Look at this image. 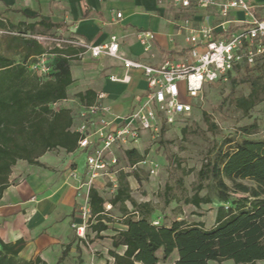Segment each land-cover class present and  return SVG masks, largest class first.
Returning a JSON list of instances; mask_svg holds the SVG:
<instances>
[{
  "label": "trees",
  "instance_id": "trees-1",
  "mask_svg": "<svg viewBox=\"0 0 264 264\" xmlns=\"http://www.w3.org/2000/svg\"><path fill=\"white\" fill-rule=\"evenodd\" d=\"M49 29L56 24L38 20L35 23L17 24L0 18V30L19 34H3L8 39L9 56L0 52V196L8 186L11 167L18 161L40 165L36 160L47 150L61 148L72 152L77 148L78 134L71 129L73 117L70 109L53 108L54 104L66 98V88L71 83L69 59L75 48L56 49V55L48 63L47 75L39 76L29 69L33 57L43 52V47L34 39L20 33H34L36 26ZM2 35V34H1ZM15 55L18 59L15 58ZM239 66L235 70L240 69ZM258 77L243 78L250 85L246 96L235 99V106L246 115L259 100ZM233 80V78H232ZM89 94H79L82 99ZM203 120L210 128L205 112ZM256 125L241 127L239 139L227 136L225 149H217L215 156L206 157L197 170V183L191 195L184 197V204L199 208L212 201L208 190L212 187L220 205L216 207L214 223L206 227L203 222H188L174 219L168 225L153 224V208L147 202H137L131 195L126 177L137 174L120 171L117 187L108 199L112 207L121 214L122 229H114L109 235L110 248L105 264H165L173 251L177 252L175 264H220L232 260L235 264H255L264 260V140L248 138ZM185 132V129H182ZM130 166L140 162L144 154L131 148L124 151ZM250 179L252 186L236 179ZM232 185H228L226 181ZM171 187L165 184L163 195L166 204L170 202ZM201 191H206L201 195ZM241 192L240 197H231L232 192ZM130 203L131 208L128 207ZM227 202L228 205L222 203ZM105 199L91 186L89 226L100 239L102 231L108 229V211L104 209ZM24 240L6 243L0 238V264H38L39 257L23 260L18 253ZM123 248L120 253L119 249ZM160 252V256L158 252Z\"/></svg>",
  "mask_w": 264,
  "mask_h": 264
},
{
  "label": "crops",
  "instance_id": "crops-1",
  "mask_svg": "<svg viewBox=\"0 0 264 264\" xmlns=\"http://www.w3.org/2000/svg\"><path fill=\"white\" fill-rule=\"evenodd\" d=\"M246 1L256 17L264 16V0ZM118 12L121 13L119 18L116 17ZM0 18L13 24L35 23L40 19L49 21L57 26L46 29L37 25L34 33L77 35L93 44L106 43L115 36L119 54L156 66L166 59L188 56L185 19L189 20V27H210L216 36H222L243 27L249 16L240 9H232L223 18L217 6L182 7L172 0H0ZM223 21L226 32L219 27ZM145 29L154 33L148 51L143 50L136 38V33ZM69 63L72 80L66 88V98L51 104V107L70 109L73 117L71 129L77 124L75 115L79 106L92 103L98 93L105 94L102 102L110 106L118 121L133 109L147 90L142 71L125 69L115 57H92L76 50ZM86 91L89 94L80 99L78 95ZM77 150H47L36 159L40 165L18 160L11 167L8 186L0 196V238L6 243L24 240L18 258L29 260L39 257L41 262L38 264H84L88 260L87 246L97 240L88 225L91 217L84 235H78L73 227L84 224L79 211L81 199L76 193L80 182L86 180V164L85 161L80 162ZM129 176L126 177L128 182ZM104 179L98 177L92 187L105 199V205L110 203L103 192L107 190L112 195L114 192ZM109 210L107 216L112 221L114 217ZM119 215L115 219L118 222L121 219ZM118 225L115 229L124 227L120 222ZM108 229L101 234H114V230L109 235L105 233ZM122 251L123 248L119 252ZM92 256L101 261L98 264H105L110 259L107 251L103 255L92 253ZM176 260L177 252L173 251L165 264H175ZM208 264L218 263L209 261ZM220 264L235 263L225 260ZM255 264H264V260Z\"/></svg>",
  "mask_w": 264,
  "mask_h": 264
},
{
  "label": "built area",
  "instance_id": "built-area-1",
  "mask_svg": "<svg viewBox=\"0 0 264 264\" xmlns=\"http://www.w3.org/2000/svg\"><path fill=\"white\" fill-rule=\"evenodd\" d=\"M163 0H157L162 2ZM182 7L208 8L217 6L221 17L225 18L232 9H240L249 16L245 25L222 36H216L214 29L189 27L186 41L189 44L188 56L182 59H166L153 66L141 61L125 58L119 54L118 41L111 36L109 41L93 44L77 35L55 33H20L25 38L37 41L43 52L33 57L29 69L39 76L48 74V63L56 55V49L75 48L80 54L89 53L92 57L106 55L121 61L125 69H140L146 79L147 90L133 109L116 121L109 105L102 102L104 93H98L92 103L82 104L76 113L77 124L72 130L78 134L77 149L86 154V180L77 187L80 216L84 224L73 225L76 233L84 235L86 223L91 217L89 189L98 177H104L111 185L112 192L118 183V175L123 166L120 155L131 149L148 134L152 139L160 137L164 126L174 124L178 117L189 115L192 101L199 97L204 86L225 81L229 73L239 66L252 67L264 57V16L256 17L246 0H172ZM121 13H116L119 18ZM226 32L225 21L219 24ZM0 34H19L15 31L0 30ZM136 38L144 51H148L154 38L151 30H139ZM111 79L113 77H110ZM183 84V88L179 87ZM58 106L57 104H55ZM125 156V155H124ZM147 160L138 162L145 164ZM137 164V163H136ZM131 168H134L135 165ZM150 174L155 169L150 167ZM105 211L111 204L104 205ZM157 225V221H153Z\"/></svg>",
  "mask_w": 264,
  "mask_h": 264
},
{
  "label": "rangeland",
  "instance_id": "rangeland-1",
  "mask_svg": "<svg viewBox=\"0 0 264 264\" xmlns=\"http://www.w3.org/2000/svg\"><path fill=\"white\" fill-rule=\"evenodd\" d=\"M8 37L0 34V52L12 56L13 50H7L5 44ZM15 58L17 56L15 55ZM259 78V84L264 85V57L259 58L252 67H241L229 73L225 81L204 86L198 98L192 101L193 109L189 115L178 117L174 124L164 126L160 137L152 139L148 134H143L136 149L144 154L145 164L137 163L131 168L124 154L120 155V165L127 173L135 172L137 178L132 174L129 176V187L132 197L137 202H147L153 208L152 217L158 224L168 225L174 219H185L188 222H203L206 227L214 223L215 210L219 203L215 191L211 187L208 192L212 201L209 204H202L195 208L191 204H184L182 199L192 194L197 183V170L206 157H213L217 149H225L227 144L224 140L227 136L239 139L241 127L255 124V129L246 136L253 139L264 140V86L260 90L259 100L256 105L243 115L235 106V99L239 96H246L250 91L248 82L243 78ZM233 78V80H232ZM183 88V84L179 83ZM58 107V106H56ZM202 112H205L209 123L215 125L208 127L203 120ZM182 129H185L183 132ZM77 156L82 162H86V154L77 150ZM150 167L155 169L154 174L149 173ZM105 183L107 182L104 179ZM245 185L252 186L250 179H236ZM232 185L230 181H226ZM165 184L170 185L171 190L168 204L165 203L163 190ZM201 195L206 191H201ZM106 199L111 197L107 190L102 194ZM241 192H232L231 197H240ZM228 205L227 202L222 203ZM129 208L130 203L127 202ZM113 217L109 229L105 233H113L119 222L115 220L120 215L116 208L109 210ZM86 227L85 233L88 231ZM90 234V233H89ZM89 247L88 260L84 264H98L92 253L106 254L110 247L108 236L97 239ZM121 248L119 249V251Z\"/></svg>",
  "mask_w": 264,
  "mask_h": 264
}]
</instances>
